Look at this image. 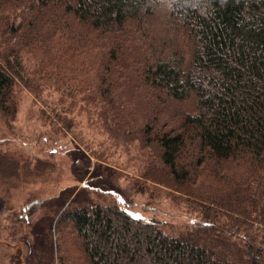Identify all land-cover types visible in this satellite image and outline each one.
Masks as SVG:
<instances>
[{
  "label": "trees",
  "instance_id": "16d2710c",
  "mask_svg": "<svg viewBox=\"0 0 264 264\" xmlns=\"http://www.w3.org/2000/svg\"><path fill=\"white\" fill-rule=\"evenodd\" d=\"M21 88L51 132H73L79 114L112 127L139 179L129 185L192 215L69 203L45 222L57 264H264V0H0L1 121L14 120ZM8 142L1 134L0 204L41 172ZM33 195L22 206H38ZM11 202L0 249L12 264H51Z\"/></svg>",
  "mask_w": 264,
  "mask_h": 264
},
{
  "label": "rangeland",
  "instance_id": "374dc122",
  "mask_svg": "<svg viewBox=\"0 0 264 264\" xmlns=\"http://www.w3.org/2000/svg\"><path fill=\"white\" fill-rule=\"evenodd\" d=\"M16 98L15 118L10 124L0 120V135L9 138L5 149L10 154L23 152L24 155L15 156L30 157L32 165H37L41 172L37 174L34 171L33 176L28 177L26 181L16 182L10 202L19 206L15 208L16 214L24 222L31 221L29 229L23 233L24 237H28L29 232L33 233L35 235L33 244L37 243L43 257L47 256L49 250V255L52 256L51 264H57V243L54 242V236L52 237L51 234V245L49 244L45 222L51 218L52 228L61 211L69 203L94 201L99 197L113 198L133 214L174 220L178 224L190 221L192 215L181 206L172 204L164 197L158 202L155 199L152 203L148 201V193L135 191L129 185V182L132 183L138 178L134 176L132 162L125 151L127 143L121 136H117L114 141L108 137V131H111L112 127L93 126L87 122L84 114L77 116L74 114L76 128L73 132H51L47 122L39 113V103L26 90L21 88ZM181 106L188 107L187 102H183ZM129 148L132 154H136L134 146ZM100 151L110 153L113 158L101 159L95 154H100ZM46 154H53L51 161L33 160L37 156L46 159L43 158ZM28 194H34V199L40 201L38 206L31 205L30 209L34 207L35 210L36 206L38 207L34 213L33 210L30 211L29 208L22 206L24 197ZM4 196L0 190V199ZM10 202L0 204V226H8L4 216L11 214ZM65 232L72 231L66 227ZM1 238L7 239L4 230L0 231V241ZM7 245L2 248H7L9 251L16 250L12 245ZM31 246L32 244L27 243L23 249L30 251ZM40 260L41 263L38 264H46L42 261L44 259ZM23 261L22 259L21 262ZM0 264H12V260L5 256L3 249H0Z\"/></svg>",
  "mask_w": 264,
  "mask_h": 264
}]
</instances>
